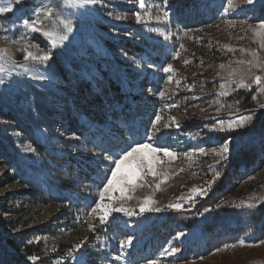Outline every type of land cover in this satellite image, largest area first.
<instances>
[{
    "label": "rangeland",
    "instance_id": "obj_1",
    "mask_svg": "<svg viewBox=\"0 0 264 264\" xmlns=\"http://www.w3.org/2000/svg\"><path fill=\"white\" fill-rule=\"evenodd\" d=\"M227 3L168 0L164 6L163 0H146L140 23L133 15L137 0L77 5V15L70 21L71 34L85 48L70 77L45 82L52 90L47 102L53 109L48 113L52 122L33 128L41 148L32 146L11 122L0 119V137L7 145V151L0 149V264H19V253L3 240L22 235L40 250L37 262L51 264H145L148 259H158L159 264H245L264 260V109L259 108L264 104V81L250 88L236 87L241 78L251 84L256 75L264 77V69L252 66L249 71L246 63H237L259 60L264 64V48L260 47L264 29H257L259 34L252 31L264 21V0L250 5L232 0L235 10L225 13ZM12 4L0 0V7ZM161 7L169 19L157 22L156 15L163 17L157 11ZM13 11L0 13V28L3 16L13 17L9 34H0V49L6 50L10 60L20 61L25 42L15 32L22 24V11ZM27 44L33 54H45ZM177 52L178 57L172 59ZM169 63L173 70L165 73L163 67ZM157 114L162 119L156 127L163 132L154 135L153 146L168 147L175 159L165 158L157 166L158 177L145 176L126 191L130 199L109 191L101 201L103 183L115 167L107 155L134 141L142 142ZM249 115L251 122L228 129L229 121L246 120ZM171 117L180 127L164 128ZM219 119L224 120V130L216 123ZM213 125L216 130L210 131ZM8 136L16 142L7 141ZM229 137L230 151L220 156ZM31 164L37 168L31 170ZM216 172L220 176L208 188ZM194 187L208 188L207 195L189 201ZM145 198H150L149 207L162 211L140 213ZM257 201L255 209L237 207ZM101 203L109 209L131 208L136 214L129 217L114 212L101 224L99 215L91 213ZM175 203L182 207H167ZM177 233L184 235L177 239ZM129 236L131 247L115 261L121 255L120 242ZM75 244L82 247L70 258L67 252ZM3 248L7 255L2 256ZM171 248L181 251L175 258L161 257Z\"/></svg>",
    "mask_w": 264,
    "mask_h": 264
},
{
    "label": "snow or ice",
    "instance_id": "obj_2",
    "mask_svg": "<svg viewBox=\"0 0 264 264\" xmlns=\"http://www.w3.org/2000/svg\"><path fill=\"white\" fill-rule=\"evenodd\" d=\"M16 3H23V0H15ZM254 0H243V4H252ZM77 3L80 7L84 8L87 6H94L101 3V0H77ZM168 4V0H163V5L166 6ZM146 0H137V11L133 13L136 22L140 23L142 22V16L144 14V10L146 9ZM235 5L232 4V0H228L227 5L224 7V12L227 13L229 10H235ZM13 11V8L10 7H0V13H5ZM158 12H163V17L160 15H156L154 19L157 22H160L161 19L164 21H167L169 19L167 11L161 7L157 9ZM109 16H112V12H108ZM33 16L34 19H24L22 21L23 25L29 29L31 32H41L42 35L49 38L51 40V43L53 46L57 45V42L63 43L64 41L69 39V33L73 31V26L70 21H61L60 18L56 15V13L51 8H36L33 10ZM41 16H43L45 19L49 20H56L60 24H62V28L59 30H56L54 28H49L48 30H44L41 26ZM118 19L120 17H117ZM257 29H264V21L259 22L257 25V28H253L252 31L254 33H257ZM158 35H164V33H157ZM165 39H168L167 36H165ZM183 47V45H181ZM261 48H264V44L260 45ZM22 51L24 53L23 61H34L38 62L40 64L46 63L50 59V54L45 53L43 55H35L33 52L29 50V45L25 43V46L22 48ZM243 51V50H241ZM179 53H175L172 56V59H176L178 57ZM251 55L255 58L257 57L256 52H252ZM10 60V57L6 55V50L0 49V73H7L11 74L10 70L6 67ZM237 63L241 64H247L249 66V71H251V67L255 66L256 68L264 69V64H262L259 60H247V61H237ZM13 65V71L15 68L19 67L23 69L22 73L19 74H27L30 72V69L28 67H25V64L23 62H17L12 61ZM149 67H153L152 65H149ZM223 67V65H221ZM173 70V65L171 63L167 64L165 67H163V71L165 73H170ZM235 73H230V75H234ZM219 75V73L217 74ZM37 79H45V76L41 75L36 77ZM262 81H264V77L260 75H256L254 79L252 80V83H245L244 79L241 78L237 84V88H250L252 84L259 85ZM169 82H171V76H169ZM6 83V79L3 77H0V85H4ZM177 84H179V81H177ZM225 87V84L222 82L220 84V88L223 89ZM151 91V90H149ZM165 93L160 92L159 95L163 96ZM219 95H227L226 92H220ZM168 108H173L175 105H167ZM259 108L264 109V104H260ZM219 111V109H217ZM256 111V110H251ZM229 115H233V113H229ZM162 119L161 115L157 114L155 119L151 122L152 127L150 129H147L145 132L144 137L141 141H134L132 144L127 145L126 147L122 148L120 152H110L106 159L111 161L115 167L111 168V174L110 176L106 177V182L103 183V192L101 193V201L105 199L104 193L109 191H119L121 194V197H125L126 191H131L138 183V181H142L145 176H152V177H158L160 173L157 171V166L165 163V158H168L169 160L175 159V153L171 152L168 147H154L153 146V137L155 134H162L163 130L156 127L157 124ZM252 121V116L249 115L246 120H240L238 122L229 121L228 123V129H233L236 127H243L245 123H249ZM217 124L220 125L221 130L224 126V120L219 119L216 121ZM175 125L176 127H180L178 123H176V118L171 117L170 122L168 124L164 125V128H168ZM154 130V131H153ZM215 125H213V128L210 129V131H215ZM231 144V137H229L227 140H225L223 147L221 149V152L219 153L220 156H224L226 153L230 151L229 145ZM107 151V150H106ZM114 156H117V159H113ZM221 162L217 161V164L219 165ZM211 167V166H209ZM3 170H0V174H2ZM220 173L216 172L213 176L212 181L209 182L208 188L211 187V185L215 182L217 178H219ZM142 186V185H141ZM160 185L159 183L156 184V188L159 189ZM208 188H196L194 187L191 191L194 195L190 196L188 199L189 201L193 200L195 196H205L207 195ZM125 198H131V197H125ZM264 199V198H262ZM150 198H145V202L142 203L139 207L140 213H144L147 211H155L160 212L162 211L161 208H152L149 207ZM260 201H257V203H250V202H244L242 205H238L237 207H245L247 209H255L258 207V204ZM103 207V214H100L99 210ZM168 208H174V209H180L182 207V203H175V204H169L167 206ZM216 207H221V205H216ZM205 211H208V209H205ZM124 213L125 215L131 217L135 215V211L131 208L126 207H112L107 208L106 206H103L101 204H97L95 207L91 209V213H96L99 215V220L101 224H104L108 221V218L112 215V213ZM203 213H201L202 215ZM89 228L95 231V228L93 225H89ZM184 233H177V239L182 237ZM133 238L129 236L127 240H122L121 243V255L115 256V261H120L123 257V250L126 248H130L132 245ZM241 243H243L241 241ZM264 243V241H262ZM82 247L81 244H75L73 245L72 249H69L67 252V256L72 258L74 255V250H79ZM225 247H228V245H225ZM181 249L179 248H171V250L165 249L160 255L163 256H170L175 258L177 253H179ZM219 251V249H217ZM29 261L32 262V264H36V262L40 259V257L35 255H29L27 257ZM145 264H159L158 259H148L146 260Z\"/></svg>",
    "mask_w": 264,
    "mask_h": 264
},
{
    "label": "trees",
    "instance_id": "obj_3",
    "mask_svg": "<svg viewBox=\"0 0 264 264\" xmlns=\"http://www.w3.org/2000/svg\"><path fill=\"white\" fill-rule=\"evenodd\" d=\"M13 2L12 7L13 12L18 10L21 12L22 21L24 19L35 17L33 16V10L36 8L44 9L51 8L60 18L61 21H71L77 14L75 9L77 8V0H23V3H16L15 0H10ZM8 1L4 4L10 3ZM15 15V14H13ZM5 22L0 28V34L2 37H6L9 34L8 23L13 19L8 13L3 16ZM41 26L44 30L49 28H54L59 30L62 28L56 20L45 19L41 16ZM86 22V21H85ZM20 40L25 43H32L37 48H41L44 53L50 54V59L44 63L40 64L34 61L24 62L23 59L17 62H23L25 67L30 69L27 74H19L23 72V69L17 67L13 69L12 59L9 60L6 67L10 70L11 74L0 73V77L6 79L4 85H0V119L5 122H11L16 126L18 131L25 133V138H29V143L32 146L39 149L41 144L39 143L36 135L33 132V128H41V123L52 122L51 117H48V113L53 109V106L48 104V99L52 95L51 87L49 89V84L47 87V82L50 78H57L59 81L70 77L72 73V68L76 66L78 55L81 50L85 48L83 43L74 42L73 34L69 33V39L63 43L57 42L56 46H53L50 39H47L41 32H31L27 29L23 23L18 24L17 30L15 32ZM45 76V79H37L38 76ZM32 128V129H31ZM0 132L1 124H0ZM0 137V149L4 152L7 151V145ZM13 138V139H12ZM7 137V141H15L14 137ZM4 140H6L3 137ZM36 149V151H38ZM42 150V149H41ZM3 153L0 150V157ZM17 161V160H16ZM31 170H35L37 167L31 164L29 167ZM1 240V238H0ZM4 244L8 245L11 249L16 251L18 254V263L27 264V257L29 255H39L41 252L34 245L30 244L29 238L19 236L17 239H4ZM2 256L7 255L8 251L3 248L1 252ZM36 264H51L50 262L43 261L36 262ZM245 264H264V260H254L246 262Z\"/></svg>",
    "mask_w": 264,
    "mask_h": 264
}]
</instances>
